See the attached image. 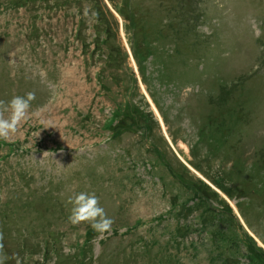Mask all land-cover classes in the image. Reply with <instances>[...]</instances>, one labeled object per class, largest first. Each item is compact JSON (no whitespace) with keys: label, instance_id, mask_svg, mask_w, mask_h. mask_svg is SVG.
<instances>
[{"label":"rangeland","instance_id":"rangeland-1","mask_svg":"<svg viewBox=\"0 0 264 264\" xmlns=\"http://www.w3.org/2000/svg\"><path fill=\"white\" fill-rule=\"evenodd\" d=\"M27 92L0 264H264V0H0V100Z\"/></svg>","mask_w":264,"mask_h":264},{"label":"clouds","instance_id":"clouds-1","mask_svg":"<svg viewBox=\"0 0 264 264\" xmlns=\"http://www.w3.org/2000/svg\"><path fill=\"white\" fill-rule=\"evenodd\" d=\"M34 97L33 92H27L23 95H13L7 101L0 100V140H9L19 125L25 121ZM67 204L69 205L67 220L70 223L75 225L87 222L94 232L101 235L110 231L113 220L100 205L95 192L74 191L68 196Z\"/></svg>","mask_w":264,"mask_h":264}]
</instances>
